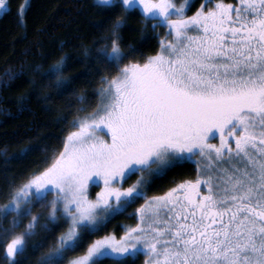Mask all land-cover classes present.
<instances>
[{
	"label": "snow or ice",
	"instance_id": "6c2138e0",
	"mask_svg": "<svg viewBox=\"0 0 264 264\" xmlns=\"http://www.w3.org/2000/svg\"><path fill=\"white\" fill-rule=\"evenodd\" d=\"M0 8H9L6 0ZM25 8L17 5L21 20ZM131 10L141 13V33L147 20L154 32L167 27L156 33L154 54L125 62L131 52L121 29ZM100 27L105 43L95 42V60L108 74L99 78L98 102L4 193L5 264L29 248L36 264H123L138 251L143 264H264V0H119ZM67 60L61 53L35 69L57 94L72 84ZM31 150L23 145L16 155ZM163 178L168 186L149 195ZM90 185L99 188L94 195ZM141 200L134 224L105 232ZM36 205L47 214L33 212Z\"/></svg>",
	"mask_w": 264,
	"mask_h": 264
},
{
	"label": "trees",
	"instance_id": "16d2710c",
	"mask_svg": "<svg viewBox=\"0 0 264 264\" xmlns=\"http://www.w3.org/2000/svg\"><path fill=\"white\" fill-rule=\"evenodd\" d=\"M19 3L26 4L23 20L17 13ZM198 3L199 0L193 1ZM8 4L9 8L0 17V204L6 201L4 193L13 182L18 183L28 172L44 164L52 147L58 146L72 130L69 122L81 115L78 109L85 105V100L89 102L90 97L96 96L99 78L108 71L95 60V42L105 43L99 39L105 34L100 26L106 27L115 18L119 0L111 7L96 0H8ZM127 16V23L121 29V44L125 52H131L125 62H136L141 60V54L144 57L154 54L156 33L162 35L165 30L159 27L154 32L151 20H147V27L141 33L140 11L131 10ZM128 45H132L131 50ZM85 47L89 49L87 55ZM61 53L67 54L64 75L72 78V84L57 94L51 86H45L35 69L37 65L46 69ZM9 69L15 74L12 79L6 75ZM45 93L49 94L47 99ZM81 93L86 99H79ZM23 145L31 146L32 150L20 158L16 152ZM193 168L194 164L187 161L185 174L190 175ZM168 183V178L153 180L149 195L161 191ZM95 191L92 188L91 194ZM131 210L134 209L129 206L125 213L113 218L105 232L120 234L123 224H134ZM43 235L39 232L33 239ZM143 261L141 253L123 258V264H143ZM0 264H5L2 256ZM17 264H36V254L29 248ZM104 264L110 261L105 260Z\"/></svg>",
	"mask_w": 264,
	"mask_h": 264
},
{
	"label": "rangeland",
	"instance_id": "374dc122",
	"mask_svg": "<svg viewBox=\"0 0 264 264\" xmlns=\"http://www.w3.org/2000/svg\"><path fill=\"white\" fill-rule=\"evenodd\" d=\"M193 1L194 0H191V2L193 3ZM6 2L8 3V0H6ZM96 2H97V0H96ZM174 2H175V0H174ZM98 3V2H97ZM176 3V2H175ZM181 3V2H180ZM177 4H179V3H177ZM6 10L5 9H2V8H0V17L2 16V14L5 12ZM189 14H191V13H189ZM164 27V30L166 29V25H164L163 26ZM162 29V27L159 29V30H161ZM160 33H161V31H160ZM164 34V33H163ZM162 34V35H163ZM160 35V34H159ZM104 70H106V69H104ZM107 71V70H106ZM104 75V74H103ZM100 87V85L98 86V88ZM98 100H99V97H98V95L96 94V96L95 97H90L89 98V102L87 101L86 102V100H85V105L82 107V108H84L85 109V112H81V115L80 116H83V115H85L87 112H91L92 110H93V108L95 107V105H96V103L98 102ZM217 142H218V139H217ZM44 160H45V158H44ZM190 162H192V161H190ZM193 163V162H192ZM92 188H96V191H98L99 190V188L98 187H93L92 185H90V187H89V192L91 193V190H92ZM95 191V192H96ZM154 194V193H153ZM49 199H51V194H50V196H49ZM142 202V200L141 201H137V203L136 204H133V205H131V208L132 209H134L135 207H137L138 206V204L139 203H141ZM33 208H36L35 209V212H38V213H40L41 215H46L47 214V211H48V209L47 208H41V207H39V205H36V206H34ZM131 211H133V210H131ZM131 211H129V212H131ZM127 226V224L126 225H122V232L124 231V228ZM137 253H141V254H143V252L142 251H138ZM136 253V254H137ZM135 254V255H136ZM144 255V254H143Z\"/></svg>",
	"mask_w": 264,
	"mask_h": 264
},
{
	"label": "flooded vegetation",
	"instance_id": "af4514ba",
	"mask_svg": "<svg viewBox=\"0 0 264 264\" xmlns=\"http://www.w3.org/2000/svg\"><path fill=\"white\" fill-rule=\"evenodd\" d=\"M228 2H231V3H237L238 0H232V1H228Z\"/></svg>",
	"mask_w": 264,
	"mask_h": 264
},
{
	"label": "clouds",
	"instance_id": "9594fccd",
	"mask_svg": "<svg viewBox=\"0 0 264 264\" xmlns=\"http://www.w3.org/2000/svg\"><path fill=\"white\" fill-rule=\"evenodd\" d=\"M97 2H99V0H97Z\"/></svg>",
	"mask_w": 264,
	"mask_h": 264
}]
</instances>
